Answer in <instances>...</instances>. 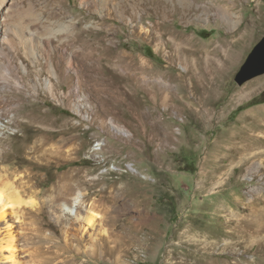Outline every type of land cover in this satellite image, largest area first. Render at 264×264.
Wrapping results in <instances>:
<instances>
[{
  "label": "rangeland",
  "instance_id": "1",
  "mask_svg": "<svg viewBox=\"0 0 264 264\" xmlns=\"http://www.w3.org/2000/svg\"><path fill=\"white\" fill-rule=\"evenodd\" d=\"M172 33L217 48L192 88L176 79L186 69ZM262 36L264 0H0V148L48 136L60 163L46 172L35 153L8 178L17 259L40 264L26 254L75 245V232L80 247L102 244L94 264H264V157L246 139L250 120L264 117V73L234 81ZM241 138L245 149L230 152ZM63 173L73 191L43 193ZM40 206L56 230L42 225ZM232 232L241 242L230 243ZM63 256L44 264H70Z\"/></svg>",
  "mask_w": 264,
  "mask_h": 264
},
{
  "label": "bare ground",
  "instance_id": "2",
  "mask_svg": "<svg viewBox=\"0 0 264 264\" xmlns=\"http://www.w3.org/2000/svg\"><path fill=\"white\" fill-rule=\"evenodd\" d=\"M193 4H194V2H193ZM164 12H165V10H164ZM183 15H185V14H183ZM181 18H182V16H181ZM228 22H229V20H228ZM167 28H166V30H168ZM162 29H163V27H162ZM166 30H164V31L167 32ZM158 31H156V32H158ZM172 34H173V37L171 36V38H174V40L176 41L175 42L176 46H175V50H174V51H176L175 58L176 59L179 58L182 65H184V67H185L184 69H186L182 73L177 72L176 73V79H178L180 82L183 80H186V85L188 87L192 88L194 82L196 84H200L203 81V74H202L201 70H202V68L207 66L206 64H208L210 60L214 59L213 54L217 51V48L203 47L198 42L189 38L190 36L188 37L184 34H178V33L177 34L172 33ZM171 38H170V40H171ZM166 40H168V39H166ZM170 40H169V42H170ZM230 40H225L224 42L222 41L223 43H222V45L219 46L220 49H218V50L224 51L228 54V60L230 57H232V50L231 49H233L232 41H230ZM167 42H166V44H167ZM163 46H165V44ZM166 48H168V47H166ZM170 58L171 59H169V60H170V63L172 64L173 57L171 56ZM193 78L195 79V81H193ZM255 85H256V83H255ZM253 86H254V84H253ZM158 87L161 88L163 86L161 84H159ZM0 88L3 89L4 87L1 86ZM209 88L210 87H207V86L204 87V89L205 90L208 89V91H209ZM208 96H210V94ZM208 96H206V98ZM167 97H169V94L163 92L161 95V98L165 99ZM180 107H181V105H180ZM201 109H203V111H204L205 110L204 106H201L200 110ZM247 137L252 138V140L256 143L254 148H255V151L258 153V155H260V156L263 155V157H264V117L259 118V119L250 120V124L246 125V139H247ZM12 138H16V135H13ZM24 139H25V137L21 140H24ZM50 139H51V137H48V136H46V137L37 136L36 138L33 137L30 139L29 143H27L24 146V148H22L20 150H15V151H13V150L9 151L7 149L0 148V163H2L1 170H2V172H4V174H6L5 175L6 180H4V183H3L4 186H0V221H2L4 224H6L5 231H3L5 233L2 234V232H0V264H27V263L17 259L19 257V252L15 248V244H16L15 235L16 234H14V231H11V227L8 224L7 220L5 219L6 218V216H5V205L7 204L6 203L7 197H8V195L12 196V195L17 194V192H14V191L8 192V188H9L8 178L12 177V175L15 173L17 168L22 166L23 164H25L30 159V156H33L35 153H39L41 155H44L43 157H39L40 161H35V163L38 164L39 166H43L45 168L46 172L53 169V168L58 167L60 165L59 160H57V159L55 160V158L53 157V152L51 150H49L48 148L44 147V145L47 144ZM243 141H244V138H241L240 141H238V142L233 140L231 145L228 146L229 151L237 153L240 150L245 149V145L243 144L244 143ZM237 145H239V147H237ZM48 147H50V146H48ZM240 154H241V152H240ZM238 155H239V153H238ZM232 157L233 156H231V159H232ZM237 157H239V156H237ZM12 158H14V160H12V162H10L12 165L8 166L7 163ZM51 158H52V160H50ZM234 158L235 157H233V159ZM239 158L244 160L242 157H239ZM240 159H238V160H240ZM229 162H230V159H229ZM56 176H57L56 182L51 183L52 188L48 187V188L43 189V193H45V194L49 193V195L51 196L52 192H55L56 193L55 196H59L60 198L62 196H66V195L70 194L73 191V186H72V183L70 182L71 180H70L69 176H66L64 173L63 174H57ZM42 178L36 177L35 178L36 182L41 181ZM15 182H16V185L18 187H20V189H21L20 191H31L32 185L29 184V182H31L30 177L27 180H23V177L19 176L15 179ZM213 183H215V182H213ZM59 197L57 199H59ZM4 200H5V202H4ZM50 200H52V199H50ZM66 202H68V201H66ZM63 204H64V202H63ZM53 209H54V207L51 204L50 205V211L53 212L54 211ZM44 213H45V208L43 206H40V208L37 209V215L39 216L42 225L43 226H50L53 230H56L51 219L46 218L44 216ZM77 218H78V214H77ZM93 218H94L93 215H88L85 217V220L87 222H92ZM238 226L241 227V223H238ZM81 229L83 230L84 226H82ZM53 230L48 231V233H45V234H42V233L35 234L34 237L36 238V240L34 242L35 243L36 242L41 243L42 241L44 243L49 242L51 240L52 235L54 236ZM71 235L74 236V240L76 241V244L74 242L75 245H73L71 243L69 245V242L67 244H66V242H65V244L63 242H61L60 246H53V245L44 246V244H39L32 251L28 252L26 255L30 258L38 256L39 257V263L44 264L46 262L53 260L57 255L63 256L64 254L70 252L73 254L63 256L64 262H69L70 264H87V263L89 264V262H90L91 264H94L93 262L89 261V259L91 257L92 252L98 251V249L100 247H102V244L99 241H97V239L89 240L87 242L89 245L92 246V249L89 247L86 249V248H83L82 246H81L82 247L81 248L79 245L81 243L82 237L78 236L75 232L71 233ZM227 238L230 239L229 240L230 243L241 242V240H240L239 236L236 234V232L229 233ZM70 240H72V239H70ZM242 242H244V241H242ZM82 243L84 244V242H82ZM262 244H263V242H262ZM54 245H56V244H54ZM5 252H7V253H5ZM79 256H84L87 259L81 260V262L79 263V261H77V257H79ZM254 262H256V261H254ZM254 262H252V263H254ZM95 264H96V262H95Z\"/></svg>",
  "mask_w": 264,
  "mask_h": 264
},
{
  "label": "water",
  "instance_id": "3",
  "mask_svg": "<svg viewBox=\"0 0 264 264\" xmlns=\"http://www.w3.org/2000/svg\"><path fill=\"white\" fill-rule=\"evenodd\" d=\"M264 73V36L253 46L246 59L234 76V81L241 85L245 81Z\"/></svg>",
  "mask_w": 264,
  "mask_h": 264
}]
</instances>
